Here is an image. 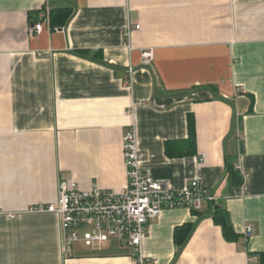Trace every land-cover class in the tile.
<instances>
[{
    "label": "crops",
    "instance_id": "0c3cea01",
    "mask_svg": "<svg viewBox=\"0 0 264 264\" xmlns=\"http://www.w3.org/2000/svg\"><path fill=\"white\" fill-rule=\"evenodd\" d=\"M64 8L74 12L66 26L43 22L30 36ZM130 125L150 175L174 191L201 176L238 236L223 238L209 203L195 214L167 209L148 226L147 264H260L264 0H0V264H135L116 240L61 253L57 217L30 212L54 202L68 176L81 190L122 191ZM227 163L242 174L243 197L232 196L242 184L228 185ZM184 223L195 230L178 253Z\"/></svg>",
    "mask_w": 264,
    "mask_h": 264
},
{
    "label": "built area",
    "instance_id": "2783aa9c",
    "mask_svg": "<svg viewBox=\"0 0 264 264\" xmlns=\"http://www.w3.org/2000/svg\"><path fill=\"white\" fill-rule=\"evenodd\" d=\"M43 22L51 31L62 29L50 26L47 15L30 26L31 37L41 33ZM133 28L138 30L140 25L126 27L124 35L128 39ZM153 56V50H143L141 64L150 65ZM131 73L130 69L126 78L128 85H131ZM122 135L123 162L127 176L122 191L100 187L81 190L76 180L68 176L60 178L54 202L30 209V212H45L57 217L61 253H69L72 245L78 242L94 247L116 240L133 248L135 264H147L142 243L147 237L149 224L164 210L183 207L197 212L205 203L217 201V197L206 193L203 179L199 175L180 191H174L167 183L154 179L149 170L142 166L146 154L139 148L135 126L127 127ZM235 168L239 169L237 165ZM245 190L242 184L232 196L243 197ZM251 230V227H247L244 235L251 234Z\"/></svg>",
    "mask_w": 264,
    "mask_h": 264
},
{
    "label": "trees",
    "instance_id": "16d2710c",
    "mask_svg": "<svg viewBox=\"0 0 264 264\" xmlns=\"http://www.w3.org/2000/svg\"><path fill=\"white\" fill-rule=\"evenodd\" d=\"M74 12L71 8L57 9L50 12L51 24L61 28L66 26L68 21L73 17ZM189 144L195 141L194 122L189 124ZM227 183L235 190L242 184L241 172L234 168L230 163L226 164ZM211 208V216L213 223L221 227L223 238L226 241L237 242L238 236L235 234L233 227L230 224L228 213L216 202H209ZM196 212V211H195ZM195 212H193L195 214ZM195 230L193 223H184L180 227H176L173 234V241L178 248V253L183 249L187 240ZM260 264H264V255H260Z\"/></svg>",
    "mask_w": 264,
    "mask_h": 264
},
{
    "label": "bare ground",
    "instance_id": "6f19581e",
    "mask_svg": "<svg viewBox=\"0 0 264 264\" xmlns=\"http://www.w3.org/2000/svg\"><path fill=\"white\" fill-rule=\"evenodd\" d=\"M62 28H63V26H62Z\"/></svg>",
    "mask_w": 264,
    "mask_h": 264
}]
</instances>
